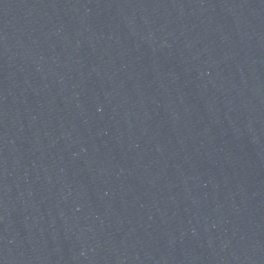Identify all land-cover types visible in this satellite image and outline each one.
Listing matches in <instances>:
<instances>
[{
	"label": "water",
	"instance_id": "1",
	"mask_svg": "<svg viewBox=\"0 0 264 264\" xmlns=\"http://www.w3.org/2000/svg\"><path fill=\"white\" fill-rule=\"evenodd\" d=\"M0 264H264V0H0Z\"/></svg>",
	"mask_w": 264,
	"mask_h": 264
}]
</instances>
